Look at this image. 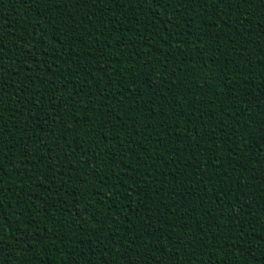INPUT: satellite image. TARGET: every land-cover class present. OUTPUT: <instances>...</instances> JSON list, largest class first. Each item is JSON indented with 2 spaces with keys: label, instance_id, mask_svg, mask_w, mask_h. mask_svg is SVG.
<instances>
[{
  "label": "trees",
  "instance_id": "1",
  "mask_svg": "<svg viewBox=\"0 0 264 264\" xmlns=\"http://www.w3.org/2000/svg\"><path fill=\"white\" fill-rule=\"evenodd\" d=\"M0 264H264V0H0Z\"/></svg>",
  "mask_w": 264,
  "mask_h": 264
}]
</instances>
